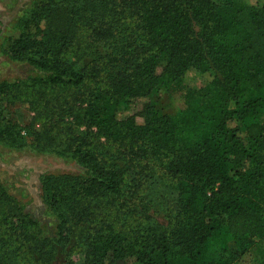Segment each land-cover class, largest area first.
I'll return each mask as SVG.
<instances>
[{
    "label": "trees",
    "instance_id": "obj_1",
    "mask_svg": "<svg viewBox=\"0 0 264 264\" xmlns=\"http://www.w3.org/2000/svg\"><path fill=\"white\" fill-rule=\"evenodd\" d=\"M11 27L5 55L37 74L0 82V105L70 97L56 126L33 131L69 165L41 180L53 233L0 182V264H72L77 251L82 264H248L264 245V2L35 0ZM162 94L182 105L161 110ZM2 110L0 141L17 146ZM130 169L173 185L168 227Z\"/></svg>",
    "mask_w": 264,
    "mask_h": 264
},
{
    "label": "rangeland",
    "instance_id": "obj_2",
    "mask_svg": "<svg viewBox=\"0 0 264 264\" xmlns=\"http://www.w3.org/2000/svg\"><path fill=\"white\" fill-rule=\"evenodd\" d=\"M35 0H9L5 2L7 6V27L4 36L0 39V82L15 83L23 81L29 76H34L37 71L26 62H12L5 55L8 39L16 35L11 23L17 19L21 13L29 7ZM221 2L223 0H213ZM239 3L260 5L264 0H236ZM193 86L199 85L200 80L193 78L190 81ZM23 90H27L24 87ZM47 97L54 96L50 103L45 104L44 99L35 100V105L31 101V94L26 91L19 96H11L7 102L0 105L5 120H12L21 128V137L17 146H10L5 141H0V182L9 193L22 204L26 213L47 228L51 233L55 231L56 220L49 214L47 205L43 199L42 176L47 172H59L69 165L65 158L49 150L38 148L35 143L33 131L40 130L43 124L56 126L57 117L62 115L63 108L68 107L67 102L71 99L67 95L56 97L53 91L43 90ZM58 98V99H57ZM57 99V100H55ZM158 108L172 113L182 105L183 96L169 98L167 95H160L156 99ZM45 117L47 118L45 120ZM67 121V117H65ZM264 122V111L261 116ZM81 130H85L82 126ZM60 138L53 143V148H59ZM57 145V146H55ZM102 155L110 156L114 152L110 145L100 141L96 143ZM129 182L139 189L143 196V204L153 216L157 223L166 228L170 220L174 218L177 209L176 191L171 182L161 172L139 171L134 173L129 171ZM159 228L157 225L144 223L143 227L148 229ZM84 255L77 251L73 254L72 264H82ZM264 261V245H260L252 250L248 256V264H260ZM114 264H125L117 261Z\"/></svg>",
    "mask_w": 264,
    "mask_h": 264
},
{
    "label": "crops",
    "instance_id": "obj_3",
    "mask_svg": "<svg viewBox=\"0 0 264 264\" xmlns=\"http://www.w3.org/2000/svg\"><path fill=\"white\" fill-rule=\"evenodd\" d=\"M9 0H0V37L5 33L8 21L7 6L5 5Z\"/></svg>",
    "mask_w": 264,
    "mask_h": 264
}]
</instances>
